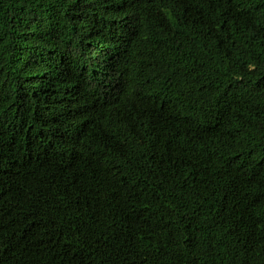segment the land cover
Here are the masks:
<instances>
[{
    "label": "trees",
    "instance_id": "trees-1",
    "mask_svg": "<svg viewBox=\"0 0 264 264\" xmlns=\"http://www.w3.org/2000/svg\"><path fill=\"white\" fill-rule=\"evenodd\" d=\"M169 2L0 0V264H264V0Z\"/></svg>",
    "mask_w": 264,
    "mask_h": 264
},
{
    "label": "bare ground",
    "instance_id": "bare-ground-1",
    "mask_svg": "<svg viewBox=\"0 0 264 264\" xmlns=\"http://www.w3.org/2000/svg\"><path fill=\"white\" fill-rule=\"evenodd\" d=\"M168 2H169V0H168ZM170 3V2H169ZM166 4V3H165ZM171 4V3H170ZM177 11V10H176ZM176 13V12H175ZM169 15V14H168ZM167 15V16H168ZM170 17V16H169ZM169 17H166V18H169ZM181 17V16H180ZM162 18V17H161ZM176 18V17H175ZM172 19V18H171ZM169 20V19H168ZM174 20V19H173ZM160 21V20H159ZM177 20H175V22H176ZM181 21H183V20H181ZM158 22V21H157ZM180 22V21H179ZM163 23V22H162ZM174 24V23H173ZM176 24H174V26H175ZM178 25V24H177ZM171 26H172V24H171ZM159 28V27H158ZM162 29V28H161ZM163 30V29H162ZM205 30V29H204ZM199 31V30H198ZM149 32V31H148ZM161 32V31H160ZM159 32V33H160ZM201 32H203V31H201ZM146 33V32H145ZM162 35V34H161ZM160 38V37H159ZM161 40V39H160ZM162 43V42H161ZM160 45V44H159ZM216 46V45H215ZM159 48V47H158ZM167 51V50H166ZM46 64V63H45ZM220 106V105H219ZM188 128V127H187ZM200 130V129H199ZM203 130H205V129H203ZM194 137V136H193ZM121 259H122V257H121Z\"/></svg>",
    "mask_w": 264,
    "mask_h": 264
}]
</instances>
